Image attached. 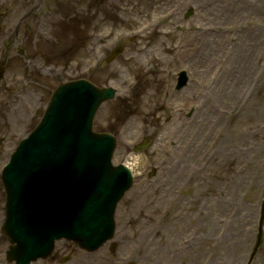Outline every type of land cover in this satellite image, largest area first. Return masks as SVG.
<instances>
[{
	"label": "rangeland",
	"instance_id": "1",
	"mask_svg": "<svg viewBox=\"0 0 264 264\" xmlns=\"http://www.w3.org/2000/svg\"><path fill=\"white\" fill-rule=\"evenodd\" d=\"M33 7L17 36L16 23ZM117 34L123 35L118 44L124 51L106 64L100 55ZM212 36L234 70L236 92L243 85L227 105L211 91L218 82L210 69H203L214 46L209 50L202 42ZM180 40L183 50L175 56ZM18 46L37 67L26 65ZM8 51L0 80V171L39 121L58 81L84 77L116 88L115 98L98 108L93 128L116 137L112 162L129 165L134 176L117 203L115 233L99 257L60 240L56 259L51 255L42 264L67 254H87L104 264H245L264 187V0H0V55ZM91 60L97 65L87 73ZM182 69L191 78L187 85L162 95L164 75ZM122 72L134 75L136 84L128 88ZM129 101L135 107L130 114ZM143 137L152 144L135 152ZM4 199L0 180V227ZM146 219L158 226L149 246L137 233ZM5 239L0 232V251L7 248ZM252 264H264V228Z\"/></svg>",
	"mask_w": 264,
	"mask_h": 264
},
{
	"label": "water",
	"instance_id": "2",
	"mask_svg": "<svg viewBox=\"0 0 264 264\" xmlns=\"http://www.w3.org/2000/svg\"><path fill=\"white\" fill-rule=\"evenodd\" d=\"M80 84H82L86 88V90H89L93 95H95V98H92L90 102L86 114L88 121L85 124V133H86L87 142L94 143V153L92 155V159L95 162L97 171L104 176L106 190L108 191V195H109V198H105V203H106L105 214L103 215V219L101 220L99 227L98 228L96 227V229H94L93 231H89L87 235H84L82 232L78 234H69V235L60 232L57 234H64V235H57V236L51 233L48 235V241L46 242L43 248H41L40 250L31 249L27 247L28 242H32V243L34 242L31 241L27 236L20 235L15 229L13 223V214L15 207H17L18 205L13 199V191L11 189L10 183L5 178H2L6 190V219L3 225V231L7 234L11 242L16 241V245L12 246L9 251V259H15L16 264H27L31 259H36L37 257H47L52 250L54 238L59 236H66L67 238H71L79 242L81 246L86 247L87 249L90 250L98 247L106 238H108L111 235L112 233L111 215L113 208L118 198L121 197L124 190H126L131 183V178L126 168H124L123 166L112 167L108 165V159H109V154L111 153L112 150L113 139H109L107 135L91 134L92 133L90 130L91 117L93 115V112L97 104L100 101V98L98 96L99 90L94 86H92L91 84L84 82L75 83L72 85V87L78 86ZM66 88L67 85L62 86V89H66ZM35 135L36 133L32 134V136ZM27 141L28 140H25L23 142L26 143ZM22 144L15 152L14 158L19 157L22 150L24 149L25 144L23 145ZM102 145L106 147V162L104 161L103 156L101 155ZM81 154L83 153L81 152ZM260 233L261 232H259V237L254 246L253 252L251 254V258L256 252L257 247L259 245ZM40 240H41L40 238L37 239L38 242ZM36 245L37 247H39L38 244Z\"/></svg>",
	"mask_w": 264,
	"mask_h": 264
},
{
	"label": "bare ground",
	"instance_id": "3",
	"mask_svg": "<svg viewBox=\"0 0 264 264\" xmlns=\"http://www.w3.org/2000/svg\"><path fill=\"white\" fill-rule=\"evenodd\" d=\"M209 39L210 40L206 39L202 42V46L206 45V43L209 45V50H211V48L214 46V48L212 49L213 52L211 54H209L208 61L206 64L211 71L210 73H211L212 79L215 81L221 80L217 84V86L214 88V95L217 96V99H219L222 102V104L227 105L229 102L230 96H232L233 98H236L238 95V97H239L240 92H242L241 87H243V85H238V89L236 92V83H235L234 77H233L234 70H233V68H230L229 66L227 67V65H225V59H226V61H228L227 56L224 55L221 57L220 53L218 54V52H217V46L220 45L219 40L214 36H212ZM182 50H183L182 47H180L177 50V54L180 55V52ZM186 52H188V50ZM238 66L240 68H243L245 66V59H244V52L243 51L238 52ZM122 74H123L122 80L124 82H126L127 85H131L133 81H131L130 74L125 73V72H122ZM243 77H244V74L242 77L239 78V82L241 81V79ZM257 78H259V76H255V80H257ZM211 91H213L212 86H211ZM121 95H124V93L121 92ZM141 205L142 204H139V206H141ZM179 217L182 219L185 216L181 215ZM207 217H209V216L207 215ZM212 223H213V221H212ZM212 223L210 222V224H212ZM219 223H222V221L217 220L215 222L216 225H218ZM212 225H211V227H212ZM139 228H140V230L138 229V232H137V233H139L138 237L140 239H146L145 242H146L147 246L151 245L152 242H154V240H153L154 237L150 238V235L153 233H155V234L157 233V229H158L157 224L154 221H149L148 219H146V220L142 221V223L139 225ZM132 232L136 233V230L134 229ZM194 239H195V237H194ZM179 249H181V248H179ZM99 251H95L92 255L99 257ZM199 254L200 255L203 254L202 249H199ZM67 264H104V263H102L99 259L96 260L92 257H87V254H86V255L74 256L70 260V262H68ZM112 264H114V263H112Z\"/></svg>",
	"mask_w": 264,
	"mask_h": 264
}]
</instances>
